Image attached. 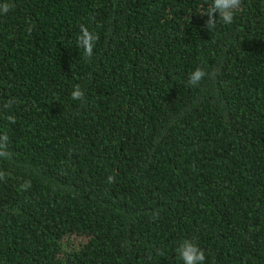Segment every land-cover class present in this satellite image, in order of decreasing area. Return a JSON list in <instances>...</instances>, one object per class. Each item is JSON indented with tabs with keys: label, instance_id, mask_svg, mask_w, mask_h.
Masks as SVG:
<instances>
[{
	"label": "trees",
	"instance_id": "1",
	"mask_svg": "<svg viewBox=\"0 0 264 264\" xmlns=\"http://www.w3.org/2000/svg\"><path fill=\"white\" fill-rule=\"evenodd\" d=\"M4 3L0 264H264V0Z\"/></svg>",
	"mask_w": 264,
	"mask_h": 264
},
{
	"label": "clouds",
	"instance_id": "2",
	"mask_svg": "<svg viewBox=\"0 0 264 264\" xmlns=\"http://www.w3.org/2000/svg\"><path fill=\"white\" fill-rule=\"evenodd\" d=\"M242 0H212V3L204 15L208 17L205 27L208 30L214 29L217 25V18L215 14H218V18L224 24H231L234 20L236 12L241 9ZM11 8L9 3H4L0 5V13H7ZM81 35L77 38V43L80 47L84 49V55L86 58H91L93 56V49L95 43L98 41L99 36L94 32L90 31L88 27L84 24L80 25ZM206 72L200 68H197L189 77L188 85L197 86L202 79L206 76ZM73 100H83L85 93L81 90L79 85L75 86L74 91L71 93ZM10 120L14 122V117H9ZM8 144V136L5 133L0 136V158L7 159L10 153L6 151V146ZM5 178V173L0 171V180ZM109 182L112 181V177H109ZM26 185H22L25 187ZM180 259L183 264H203L205 260V253L197 245L185 240L181 243L180 247L177 249Z\"/></svg>",
	"mask_w": 264,
	"mask_h": 264
}]
</instances>
